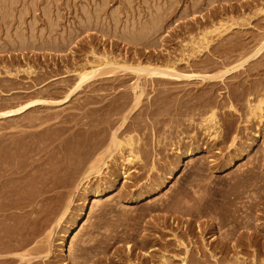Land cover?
Returning a JSON list of instances; mask_svg holds the SVG:
<instances>
[{
	"label": "bare ground",
	"instance_id": "1",
	"mask_svg": "<svg viewBox=\"0 0 264 264\" xmlns=\"http://www.w3.org/2000/svg\"><path fill=\"white\" fill-rule=\"evenodd\" d=\"M255 12L264 15V6L257 8ZM240 19L244 21L246 17L243 15ZM230 20H219L203 27L196 38L191 36L189 45L183 43L181 55L174 58L173 54H168L162 63L143 61L135 57L136 53L128 62L125 56L120 58V54L105 51V48L96 52L92 41L87 40L86 44L92 48V57L85 58L81 63L75 58L70 60L72 69H67L66 72L74 75L76 80L62 100L32 98L21 102L17 96L9 99L13 106L0 111V120H3L0 126L2 129L17 130L0 133V264H189L190 258L198 264H210L207 262L209 258L213 259V264H264V259L259 258L258 254L264 251V241L256 232L250 235H236L233 227L222 239L216 238L213 241H217V245L208 247L203 244L205 249L201 252L197 248L192 257L190 236L187 234L190 240L186 242L178 232L179 224L184 222L188 233L193 232L191 216L200 217L208 206L217 201L215 198L219 190L212 181L202 179L201 184L194 183L198 180L197 176L202 177L198 171L207 167L225 176L228 170L236 165V158L242 156L244 151L248 152L259 136H262L264 143V132H260L262 126L251 128L254 119L264 121V77L248 84L247 76L251 68H245L246 63L264 56V35L258 34L259 38L253 43L251 52L246 53L247 49L241 45L240 53L244 54V57L232 66H227L223 61H208L205 66L212 65L216 68L211 72L184 71L180 66L181 63L191 66L192 61L199 59V55L203 56L206 52L212 55V44L221 41L229 35L233 26H237L232 18ZM148 29L159 28L151 26ZM66 41L71 43L72 40ZM242 68L243 72L248 71L245 77L233 86H227L226 80ZM4 69L5 73L11 75L7 67L4 66ZM119 70H129V74L134 78V81L128 84L129 97L125 98L119 109L125 111L119 126L112 127L114 122L109 119L111 113L106 112L102 119L106 118L107 127L97 131L92 128L91 123L99 116L92 115L83 137L78 138L76 132L70 133L71 146L67 148L66 142L63 148L62 136L67 131V126L51 128L48 123L54 121L57 114L41 115L35 110L40 105L66 103L78 94L80 89L91 84L97 74L110 76ZM23 72L33 74L30 65ZM258 72L264 74V69ZM193 81L200 82L202 87H205L204 92L196 94L192 89L175 91L168 87L171 83ZM117 84H120V81ZM156 84L163 88L153 97L150 107L147 108L149 114L156 116V120L150 123L154 142L148 149L143 137L137 132L138 128L144 129L147 124L143 125L141 120L133 121L131 118L140 108L147 87ZM15 99L18 100L14 101ZM223 108L227 110L221 111ZM243 108H246L248 113H245ZM195 116L200 117L199 123H195ZM226 117L229 118L224 120ZM17 119L22 123H17ZM236 119L240 120L239 124H243L244 131L246 130V139L240 151L237 147L240 127L234 124ZM21 124L27 129H18ZM195 124L199 127L196 125L194 128ZM181 125L184 128H180ZM203 125L205 127H201ZM192 127L195 131H192ZM160 135L168 139V143H161ZM166 145L171 147V153L164 152ZM123 146L124 152L121 151ZM231 146L234 148L233 153H223L226 147ZM115 153H118L117 157ZM198 153L202 155L199 161L204 168L196 167L176 188L175 185L172 186L174 202L171 206L149 200L151 195L170 183L173 177L182 171L183 165L193 160ZM260 165L264 169V159ZM107 169L109 172L105 173H108L105 179L92 182L99 173L103 175ZM119 173L132 178V183L125 185L118 194L121 201L125 200L123 204L145 201L144 212H181L173 219L175 226L169 223L165 214L153 216V221L148 224L149 231L157 230L162 235L166 233L167 238L162 239L161 235L156 234L157 238L153 237V233L141 235L129 232V242L124 241L128 236L121 238L125 247H115L112 255L104 261L101 255L107 256L108 248L120 241V238L113 241L107 238L97 245L81 246L71 250L68 255L63 251L58 256L54 255L55 246L63 248L70 232V228L65 224L70 222L71 225L82 220L79 212L84 213L86 210L88 194L101 197L105 191L112 190ZM235 179V182L239 183L240 175ZM141 180L143 182L139 184ZM248 180L253 184L256 178L249 176L245 180L244 177L245 186L249 183ZM195 185L196 189L192 190ZM197 187L201 189L200 193ZM242 187L241 183L240 189ZM191 192L192 197L189 196ZM229 196H226V199H229ZM78 201L82 202L77 204ZM144 212L138 215L144 216ZM184 214L187 216L186 221L182 220ZM135 217L132 216V219L136 220ZM58 226L56 240L60 241V245H52L49 239L43 243L42 236L45 231L50 229L51 234ZM197 228L204 240L202 235L208 225L204 227L199 222ZM261 229L264 231V225ZM61 233L65 236H61ZM245 243L251 247L258 245L260 251L254 249L250 258L244 256L241 248ZM181 247L184 253L182 257L177 253ZM199 252L205 258L197 255ZM113 256L117 259H112ZM51 257L57 259L51 261Z\"/></svg>",
	"mask_w": 264,
	"mask_h": 264
},
{
	"label": "rangeland",
	"instance_id": "2",
	"mask_svg": "<svg viewBox=\"0 0 264 264\" xmlns=\"http://www.w3.org/2000/svg\"><path fill=\"white\" fill-rule=\"evenodd\" d=\"M261 6H264V0H0V111L13 106V103L9 101L12 96L19 97L21 102L32 98L62 100L76 80L74 75L66 72L67 69H72L70 60L75 58L78 63H81L85 61V58L92 57L90 54L92 48L86 44L87 40L92 41L96 52L105 48V51H112L116 55L120 54V58L125 56L128 62L136 53L135 57H139L143 61L162 63L167 59L168 54H173L174 58L181 55L183 43L189 45L191 36L196 38L199 30L203 27L209 26L212 22L216 23L219 20L226 21L232 18L237 26H233L229 35L222 38L221 41L218 40L212 44L210 48L212 55L206 52L203 56L199 55V59L192 61L191 66H186L183 63L180 65L182 70L193 72L216 70L212 65L205 66L208 61V63L223 61L227 66H232L244 57V54L240 53L241 45L245 47V50L247 49L246 53L251 52L253 43L259 38L258 34L264 35V15L255 12ZM243 15L246 20L241 21L240 17ZM251 17L253 18L249 20ZM151 26L159 29H148ZM67 39H71V43H68ZM28 65L31 66L33 74L23 72ZM4 66L11 71V75L4 72ZM245 68H251L249 76H247L248 84L258 79L261 80L264 74H259L258 70L264 69V56L246 63ZM243 71L244 68L230 76L226 80L227 86H233L234 83L241 81L248 72ZM129 73V70H119L110 76L97 74L93 82L80 89L79 93L72 96L70 101L40 105L35 112L41 115L57 114V118L49 122L48 125L54 129L67 126V131L62 136V147L65 148L66 142H68L67 148H69L71 146L69 143L70 133L76 132L78 138H82L84 132L88 130L87 125L90 124L89 119L92 115L99 116L94 118L91 123L92 128L97 131H102L107 127L106 118L102 119L106 112L111 113L109 119L114 122L112 127L119 126L121 116L125 112L119 111V109L125 98L129 97L128 84L134 81L133 76ZM119 81L120 84H117ZM202 86L197 81L168 85L175 91L192 89L196 94L204 92L205 87ZM162 88L163 86L157 84L149 85L140 108L132 114L131 118L133 121L141 120L143 125L147 124L144 129L138 128L137 132L141 138L143 137L148 149L154 142L150 123L156 120V116L149 114L147 108L150 107L153 97L160 93ZM179 94L181 95L182 92ZM227 96L228 93L225 94V98ZM225 110L227 108L221 109V111ZM243 111L248 113L246 108H243ZM228 118L226 117L224 120ZM200 120V117L195 116V123H199ZM129 121L130 119H128V124ZM2 122L3 120H0V124ZM239 122L240 120L236 119L234 124L240 127L239 138L238 141L236 140L240 151L242 143L246 139V130L244 131L243 124H239ZM17 123L22 122L19 120ZM196 125L198 128V124H195L194 128ZM256 126H262L260 132H264V121L254 119L251 128ZM201 127H205V125ZM180 128H184V126L181 125ZM194 128L192 127V131H195ZM18 129L27 128L21 124ZM16 130L2 129L0 126V133L15 132ZM261 137L259 136L248 152L244 151L242 156L236 158V165L231 167L225 176H221L220 172L207 167L205 170L198 171L202 177L197 176L198 180H195L194 183L201 184L202 179L210 180L218 188L219 194L215 198L217 201L208 206L204 214L200 217L191 216L193 232L188 233V230L185 229V222L179 224L178 232L184 240L187 242L191 239L189 247L192 253H190V257L194 256L197 248L202 252L205 249L203 244L208 247L217 245V241H213L216 238L222 239L233 227H235L236 235H250L256 232L264 241V231L261 229L264 225V169L260 165L261 160L264 159V143ZM164 138L163 135H160L159 141L168 143V139ZM108 142L107 138L106 143ZM233 149L232 146L226 147L223 153L228 151L233 153ZM124 150L125 147H121V151L124 152ZM171 151V147L166 145L164 152L171 153ZM115 156L117 157L118 153H115ZM201 157L202 155L198 153L193 157V160L186 162L182 171L176 174L170 183L151 195L149 200L171 206L174 202L172 186L175 185L176 188L196 167L203 166L204 168V165L199 161ZM106 172L109 170H104L103 175L99 173L92 182H100L105 179L108 176V173L105 175ZM161 172L159 169V173ZM238 175L241 177L239 183L235 182V177ZM249 176L256 180L253 184L251 180H248L249 183L245 186L244 177L247 180ZM142 182L143 180L139 181V184ZM130 183H132V178L119 173L112 190L105 191L101 197H93L92 193L88 194V206L84 213L79 212L82 220L71 225L70 222L65 224L70 228V232L63 248L55 246L54 255L58 256L62 251L68 255L71 250H76L81 246L97 245L107 238L111 239L110 241L120 238V241L108 248L107 256L100 254L104 261L112 255L115 247H125L124 241L129 242V232L141 235L153 233V237L161 235L162 239L167 238L168 234L162 235L157 230L149 231L148 227V224L153 221V216H163L165 214L163 211L154 210L149 213L146 210L144 212L145 201L129 205L123 204L125 200L121 201L118 198L119 192ZM241 183L242 189H240ZM196 186L192 190L196 189ZM197 189L200 193L201 189L198 187ZM192 195L191 192L189 196L192 197ZM226 196H229V199H226ZM141 212H144L145 215L139 216L138 214ZM180 214L181 212L177 210L170 211L165 216L168 217L169 223L171 222L175 226L176 223L173 222V219L175 215ZM132 216H136V220L132 219ZM186 217L184 214L182 220L186 221ZM199 222L204 227L208 225V232L206 229L202 235L204 240L197 228ZM58 228L59 226L55 227L51 234L49 233L50 229H47L42 236L43 243L49 239L52 245H60V241L56 240ZM60 235L65 236L62 233ZM124 236L128 237L123 241L121 238ZM254 246L243 244L241 253L250 258L254 249L260 251L258 245ZM177 253L180 257L184 255L182 247ZM258 254L259 258L264 259V251H260ZM51 255L49 254V256ZM197 255L205 258L200 252ZM54 259L57 258L51 257V261ZM112 259L117 258L113 256ZM207 262L214 263L212 258H209ZM188 263L198 264L193 258H190Z\"/></svg>",
	"mask_w": 264,
	"mask_h": 264
}]
</instances>
